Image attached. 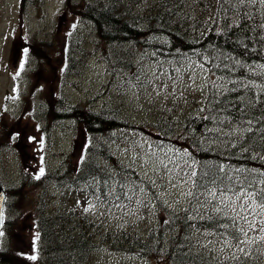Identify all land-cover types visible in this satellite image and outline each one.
I'll list each match as a JSON object with an SVG mask.
<instances>
[{
	"label": "trees",
	"instance_id": "16d2710c",
	"mask_svg": "<svg viewBox=\"0 0 264 264\" xmlns=\"http://www.w3.org/2000/svg\"><path fill=\"white\" fill-rule=\"evenodd\" d=\"M81 18L93 26L98 38L95 47L114 74L121 70L133 74L135 57L148 50L178 63L195 54L200 59L198 68L208 80L191 105L200 108L199 116L187 114L180 121L157 114L149 122L125 118L116 102L99 111L79 104L66 116L51 107L50 113H45L49 123L62 117L78 119L86 153L78 167L74 164L76 170L66 162L64 170H55L46 180H53L67 194L71 189L81 192V186L86 196L119 199L122 184L138 180L150 186L138 169L114 153L119 134L139 131L154 136V144L163 141L180 151L191 189L189 207L177 212L170 209L169 214L161 205L156 226L144 233L137 232L135 226L116 227L107 231L103 244L112 248L123 245L153 264H264V243L258 240L239 253H221L198 243L201 231L227 232L235 238L240 237L243 225L240 219L232 223L237 217L233 214H221L207 206L204 212L197 210V202L211 193L249 192L261 204L264 4L258 0H157L153 5L144 0H88ZM217 79L221 82L213 86ZM122 141L124 144V138ZM192 172L196 174L189 176ZM155 199L160 201L162 196L154 192ZM78 209L42 213V264H90L98 247L91 227L93 217ZM5 257L2 252V262Z\"/></svg>",
	"mask_w": 264,
	"mask_h": 264
},
{
	"label": "rangeland",
	"instance_id": "374dc122",
	"mask_svg": "<svg viewBox=\"0 0 264 264\" xmlns=\"http://www.w3.org/2000/svg\"><path fill=\"white\" fill-rule=\"evenodd\" d=\"M63 1L0 0V180L6 187H14L9 193L11 206L6 210L7 219L13 222L11 227L9 223L2 241V248L4 246L8 253L6 264H39V210L36 207L43 187L40 170L43 169L45 175L48 169L60 167L69 154H72L73 163L82 156V141L76 126L71 129L70 122H61L50 127L45 121L43 113L48 106L54 105L55 95L61 96L62 104L65 102L68 107L94 101L92 105L96 104L99 110L107 102H116L120 115L149 122L156 114L159 117L184 116L198 99V90H204L206 77L197 68L199 58L192 57L168 68L163 58L151 52L135 57L138 69L131 78H126L122 71L116 72L118 77L112 73L111 76L96 52L89 55L87 66H80L76 75H72L70 69V73L62 77L65 66L63 39L72 32L77 13L75 6L66 5L63 10ZM144 1L146 5L157 2ZM79 25L77 29L82 30L86 38V49L92 50L95 45L93 31L84 25L80 30ZM53 31L57 36L52 34ZM54 47L60 49L61 54H55ZM108 90L109 96L106 95ZM153 137L139 131L122 132L114 145V153L150 180L165 204L181 208L189 196V181L183 172L187 166L182 157H178L176 148L170 146L169 149L162 140V143L154 144ZM178 146L180 148V144ZM123 187L117 201L105 197L94 209L106 226H135L142 232L153 223L154 194L138 182ZM64 195V198L68 197V194ZM242 205L247 206V211ZM226 206L233 214L247 216L251 222L250 227L244 220L247 235H244L242 247H248L255 238L264 237V231H261L264 211L251 199L244 195L232 196ZM199 239L217 250H241L224 243L228 239L221 238L216 242L207 235ZM33 256L36 259H31ZM91 263L148 264L137 254L111 250L107 244L94 251Z\"/></svg>",
	"mask_w": 264,
	"mask_h": 264
},
{
	"label": "snow or ice",
	"instance_id": "6c2138e0",
	"mask_svg": "<svg viewBox=\"0 0 264 264\" xmlns=\"http://www.w3.org/2000/svg\"><path fill=\"white\" fill-rule=\"evenodd\" d=\"M240 2L241 3H244L245 0H240ZM248 2L249 3H253V2H257V0H248ZM258 2L260 4H264V0H258ZM262 27H264V25H262ZM165 167H167V165H165ZM40 172H41V175H42L43 174V169H41ZM195 174H196L195 172H192V173H189L188 175L189 176H193ZM36 178L39 179V176H37ZM261 193H262V199H261L260 207L264 208V189H261ZM242 195H244L246 199L254 198L253 197V194L252 193H249V192L242 193ZM241 207H242V209L244 211H247V206L246 205H242ZM237 219L245 220L246 222H248L250 224V227H251V222L248 221L247 216L238 215L237 217H235V218L232 219V223L235 224ZM261 231H264V228H262ZM240 233H242L244 235H247V233L244 231L243 228H240ZM235 238L239 241V235H236ZM260 239L261 240H264V237H260ZM239 243H244V242L243 241H239ZM241 251H243V249H241ZM31 259H36V257L33 256V257H31Z\"/></svg>",
	"mask_w": 264,
	"mask_h": 264
},
{
	"label": "water",
	"instance_id": "95a60500",
	"mask_svg": "<svg viewBox=\"0 0 264 264\" xmlns=\"http://www.w3.org/2000/svg\"><path fill=\"white\" fill-rule=\"evenodd\" d=\"M3 201H4V191L0 186V229L2 226V209H3Z\"/></svg>",
	"mask_w": 264,
	"mask_h": 264
},
{
	"label": "bare ground",
	"instance_id": "6f19581e",
	"mask_svg": "<svg viewBox=\"0 0 264 264\" xmlns=\"http://www.w3.org/2000/svg\"><path fill=\"white\" fill-rule=\"evenodd\" d=\"M63 118V117H62ZM195 124H197L196 122L193 124V125H195Z\"/></svg>",
	"mask_w": 264,
	"mask_h": 264
}]
</instances>
